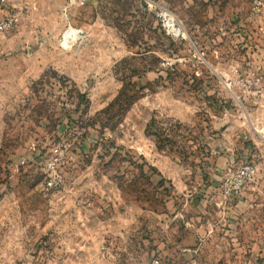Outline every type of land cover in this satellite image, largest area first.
<instances>
[{"label": "rangeland", "instance_id": "1", "mask_svg": "<svg viewBox=\"0 0 264 264\" xmlns=\"http://www.w3.org/2000/svg\"><path fill=\"white\" fill-rule=\"evenodd\" d=\"M9 1L17 22L0 33V264H264V92L222 85L236 67L264 79L252 0H215L242 17V46L235 53L227 40L219 59L203 41L204 0H156L187 33L173 43L140 0ZM59 141L64 186L45 193L38 165ZM248 162L252 180L226 194ZM218 211L252 215L241 254L233 237L202 239Z\"/></svg>", "mask_w": 264, "mask_h": 264}, {"label": "built area", "instance_id": "2", "mask_svg": "<svg viewBox=\"0 0 264 264\" xmlns=\"http://www.w3.org/2000/svg\"><path fill=\"white\" fill-rule=\"evenodd\" d=\"M96 0H68L67 8L83 7ZM143 3L145 12L150 15L160 26L164 34L172 41H181L188 38L181 21L167 7L162 6L156 0H140ZM10 6L9 0H0V33H4L13 28L17 22V14ZM250 15L258 23L256 31L264 39V22L258 19L264 18V2L262 0H252ZM223 87L229 91L238 86L243 93L264 92L263 76L255 71H250L245 75L240 73L236 67L232 70L231 78L223 81ZM261 137V135L259 136ZM67 145L59 141L49 151V155L41 158L39 170L43 176L42 188L45 193L59 191L64 186V177L61 168L64 164ZM23 163V162H22ZM256 172V165L253 162L244 163L233 171L225 184L226 194H237L249 183ZM149 264H160L158 258H153Z\"/></svg>", "mask_w": 264, "mask_h": 264}, {"label": "crops", "instance_id": "3", "mask_svg": "<svg viewBox=\"0 0 264 264\" xmlns=\"http://www.w3.org/2000/svg\"><path fill=\"white\" fill-rule=\"evenodd\" d=\"M205 4H203L202 7V23H201V29L204 31L203 33V41L205 40V45H206V49L208 51V55H209V51L212 48L213 52L211 55H209V57L211 56H216V58H220V55L223 54V47L225 46V44L227 43V40H229L231 43H233V47H234V51L236 53V44H238L239 46L241 45V40L242 39V35H241V30L238 29L240 28L241 25V16L238 15V10L233 6V11L232 8H226L225 5L221 4V2L215 4V0H204ZM228 5V4H227ZM229 7V5H228ZM230 9V10H229ZM250 15V14H249ZM229 18H231V23L229 22ZM251 20L255 21L253 19V17L250 15ZM260 20H263L264 22V18H260ZM258 19V22H262ZM256 22V21H255ZM254 22V23H255ZM233 23V26L231 25ZM231 26L233 32V35L231 37H227L225 33L226 29H229ZM197 27V26H196ZM248 28V26H246ZM257 26H255L256 29ZM215 31V32H214ZM252 33H250L251 35ZM254 39V36H247V39L249 40V42L252 44L251 39ZM255 40V39H254ZM246 42H248L246 40ZM217 71V70H216ZM264 120L261 119H257V124H263ZM238 124L236 123L234 126H237ZM239 126V125H238ZM235 128V127H234ZM246 132V131H245ZM251 188H254L251 186ZM244 196H249L251 194H249L248 192H244L243 193ZM243 206V205H242ZM218 214H214V215H209L208 218L204 219L206 221L205 224H207L206 228V232L208 235H203L202 239L204 237L207 238V240L209 241V237L210 233H215V232H219L220 234H222L223 236H219L217 234V237H233L234 239V254H241L242 252V225L244 222H252V215H239L238 217L234 216V215H230V214H225L221 211H218ZM188 226L190 227H194V223H190L187 222ZM226 226L228 228H231L230 230L226 229ZM215 228V229H214ZM206 234V233H204ZM190 236L189 233H186V235L184 236V240H186L188 237ZM238 236V237H237ZM186 251V250H183ZM237 258V257H235ZM237 263V262H236Z\"/></svg>", "mask_w": 264, "mask_h": 264}, {"label": "bare ground", "instance_id": "4", "mask_svg": "<svg viewBox=\"0 0 264 264\" xmlns=\"http://www.w3.org/2000/svg\"><path fill=\"white\" fill-rule=\"evenodd\" d=\"M70 38H71V37L69 36L67 39L70 40L71 42L75 41V38H71V39H70ZM65 40H66V39H65Z\"/></svg>", "mask_w": 264, "mask_h": 264}, {"label": "trees", "instance_id": "5", "mask_svg": "<svg viewBox=\"0 0 264 264\" xmlns=\"http://www.w3.org/2000/svg\"><path fill=\"white\" fill-rule=\"evenodd\" d=\"M168 39V38H167ZM170 42H172L173 43V41L172 40H170V39H168Z\"/></svg>", "mask_w": 264, "mask_h": 264}]
</instances>
